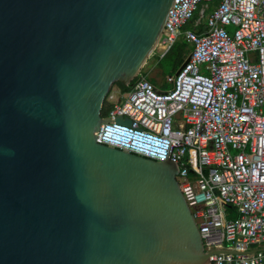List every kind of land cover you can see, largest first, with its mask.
Masks as SVG:
<instances>
[{
	"label": "water",
	"instance_id": "95a60500",
	"mask_svg": "<svg viewBox=\"0 0 264 264\" xmlns=\"http://www.w3.org/2000/svg\"><path fill=\"white\" fill-rule=\"evenodd\" d=\"M172 1L0 0V264H211L174 160L96 142Z\"/></svg>",
	"mask_w": 264,
	"mask_h": 264
},
{
	"label": "built area",
	"instance_id": "2783aa9c",
	"mask_svg": "<svg viewBox=\"0 0 264 264\" xmlns=\"http://www.w3.org/2000/svg\"><path fill=\"white\" fill-rule=\"evenodd\" d=\"M179 37L191 49L170 88L139 73L103 102L142 130L104 121L96 142L173 159L211 264H264V0H173L152 54Z\"/></svg>",
	"mask_w": 264,
	"mask_h": 264
},
{
	"label": "trees",
	"instance_id": "16d2710c",
	"mask_svg": "<svg viewBox=\"0 0 264 264\" xmlns=\"http://www.w3.org/2000/svg\"><path fill=\"white\" fill-rule=\"evenodd\" d=\"M188 25H185V27H187ZM190 45L182 38L179 37L178 40L173 44V46L170 48V50L162 57V58H168L169 62V73L167 75V77L169 75L174 74V71L177 70V68L180 66V64L185 60V58L188 56L189 52H190ZM159 59V60H158ZM160 58H157V65H160ZM146 74V73H145ZM146 76V75H145ZM147 77V76H146ZM135 79V78H134ZM133 80L130 81V83L128 85H123L120 82H114L112 84L113 85H117L119 90L121 92H126L128 91L132 84H133ZM147 79L157 88V89H161L162 87L158 86L155 82V78L152 76L147 77ZM166 81L169 83V81L166 79ZM171 87V86H170ZM167 87V88H170ZM101 114L102 116H105L106 114V109L105 107L102 108L101 110ZM227 209V208H226Z\"/></svg>",
	"mask_w": 264,
	"mask_h": 264
},
{
	"label": "rangeland",
	"instance_id": "374dc122",
	"mask_svg": "<svg viewBox=\"0 0 264 264\" xmlns=\"http://www.w3.org/2000/svg\"><path fill=\"white\" fill-rule=\"evenodd\" d=\"M195 16H198V9L195 11ZM157 58H158L157 54L155 53L150 54L141 68L140 75H146L147 77L149 76L154 77L156 84L162 87L161 89H167V87L171 86L170 83L166 81L167 75L169 73V65H168L169 59L161 57L160 65H157ZM111 88L112 90H117L118 86L113 85Z\"/></svg>",
	"mask_w": 264,
	"mask_h": 264
}]
</instances>
